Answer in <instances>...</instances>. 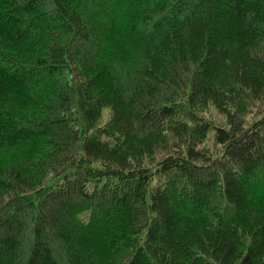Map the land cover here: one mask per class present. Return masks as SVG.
<instances>
[{
  "label": "trees",
  "instance_id": "16d2710c",
  "mask_svg": "<svg viewBox=\"0 0 264 264\" xmlns=\"http://www.w3.org/2000/svg\"><path fill=\"white\" fill-rule=\"evenodd\" d=\"M0 264H264V0H0Z\"/></svg>",
  "mask_w": 264,
  "mask_h": 264
},
{
  "label": "rangeland",
  "instance_id": "374dc122",
  "mask_svg": "<svg viewBox=\"0 0 264 264\" xmlns=\"http://www.w3.org/2000/svg\"><path fill=\"white\" fill-rule=\"evenodd\" d=\"M108 112H109V110L106 111V114H105V116H104V121H107V120H108V114H109ZM107 113H108V114H107Z\"/></svg>",
  "mask_w": 264,
  "mask_h": 264
}]
</instances>
